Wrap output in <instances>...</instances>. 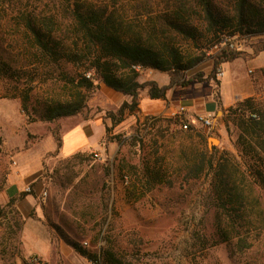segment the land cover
Instances as JSON below:
<instances>
[{
	"label": "rangeland",
	"instance_id": "1",
	"mask_svg": "<svg viewBox=\"0 0 264 264\" xmlns=\"http://www.w3.org/2000/svg\"><path fill=\"white\" fill-rule=\"evenodd\" d=\"M38 2L20 3L32 9L41 7ZM3 14L1 9L0 62L11 67V75L10 71L0 72V264H92L72 248L71 253L61 252L60 242H65L54 228L59 227L84 245L97 249L105 240L94 244L100 225L95 224L92 216L102 224L101 234L112 235L115 246L135 264H264V227L260 236H252V247L242 254H232L226 243L216 240L213 207L208 196L211 173L189 184H181L175 178L172 185H158L139 198L136 194L128 196L133 178H129L127 169L132 165L138 171L143 168L151 156L152 139L159 128L168 126L170 132L181 126L174 122L175 117L160 115L154 126H147L143 130L142 146L130 145L128 139L141 122L128 120L127 115L117 125L107 118L101 140L104 150L80 151L90 153L89 159L71 165L68 156L49 155L56 149L55 143L48 150L53 145L46 138L51 135V129L59 125L61 134L84 117L81 114L60 117L54 122L42 119L41 113L45 111L46 101L66 87V77L76 75L84 67L61 62L59 69L65 74L63 77L52 64H31L23 52L20 54L17 36L11 35L9 15ZM233 39L239 49L231 51H241L244 55L221 64L217 68L224 72L220 78L216 75V79L209 81L194 80L190 85L211 89L214 96L221 81L226 87H249V96L264 105V48L259 50L260 46L264 47V36L244 34ZM218 51L211 50L199 64L201 69L196 67L187 76L196 71L208 75L213 65L212 55ZM147 71L150 70L141 71V81L147 79ZM26 95L27 99L23 100ZM245 97L248 96L238 95L236 101ZM110 99V90L96 85L86 101L90 118L116 109ZM227 108L222 107L214 117L220 131L211 128L212 123L207 127L198 122L192 125L204 130L209 150L214 147L219 152L227 150L241 159L235 144L237 129ZM210 138L217 139L211 149ZM109 142L118 145L115 154ZM16 173L25 175L26 181L21 191L12 196L8 186ZM26 185L31 190L19 197ZM43 191H46L44 199ZM259 193L264 204L263 190L259 189ZM80 213L88 214L84 217Z\"/></svg>",
	"mask_w": 264,
	"mask_h": 264
},
{
	"label": "trees",
	"instance_id": "2",
	"mask_svg": "<svg viewBox=\"0 0 264 264\" xmlns=\"http://www.w3.org/2000/svg\"><path fill=\"white\" fill-rule=\"evenodd\" d=\"M21 1L0 0V10L9 15L7 24L13 28L11 35L17 36L20 54L24 53L31 64H52L63 77L61 62L84 67L66 77V87L46 101L41 113L46 121L79 114L89 119V92L102 83L130 97L102 116L103 121L109 118L112 124H118L138 109L141 91L150 98L164 99L173 86L216 79L221 64L244 55L222 48L212 55L208 75L196 71L187 76L214 44L236 35L264 36V0H38L41 7L32 9L22 6ZM136 65L142 70L165 72L168 83L141 81L142 73ZM10 70L7 63L0 62V72ZM227 110L237 129L235 144L241 159L227 150H209L204 130L192 124L170 132L168 126L160 127L143 168L138 171L132 165L127 169L129 178H133L127 193L139 198L158 185H172L175 178L189 184L211 173L208 196L214 235L232 254H242L252 247V236H260L264 227V204L259 193V189L264 192V105L248 96ZM158 118L146 116L128 138L129 144L142 146L143 130L154 126ZM174 119L180 125L187 121L182 116ZM51 135L56 149L49 155H56L62 145L59 125L51 129ZM90 155L78 151L68 156L67 162L77 164ZM26 194L24 191L19 197ZM80 214L86 217L88 213ZM91 219L100 225L94 244L105 240L97 249L54 228L68 246L92 264H135L115 246L112 235L101 234L102 224L97 218Z\"/></svg>",
	"mask_w": 264,
	"mask_h": 264
},
{
	"label": "crops",
	"instance_id": "3",
	"mask_svg": "<svg viewBox=\"0 0 264 264\" xmlns=\"http://www.w3.org/2000/svg\"><path fill=\"white\" fill-rule=\"evenodd\" d=\"M197 67V69H201L200 65ZM148 70L150 71L145 73L147 79L156 80L159 84L168 83L169 76L167 74L154 69ZM100 87H103L105 90H110L112 96L110 104L115 105L116 107L124 100H130L129 96L116 92L102 83L100 84ZM248 89L249 87H244V89L242 87H226L223 85V81H221L220 87H218V93L214 96L212 95L213 90L211 89H206V87H195L192 84H189L187 86H173L167 92L164 99L150 98L146 91L143 90L139 96L138 109L133 114L128 115V120L133 118V122H142L146 116L169 115L180 112L182 113V115H180L184 119L190 121L191 124H195L194 119L197 116L211 115V128H216L220 131L217 124L215 125L216 120L214 117L222 107L226 108L233 105L236 101V96H249ZM105 130L106 124L103 121L102 115H97L94 118L82 119L80 122H76L73 126L65 128L61 133L62 145L60 147L59 156L67 157L75 152L89 149L98 151L104 150L101 140L105 135ZM46 138L48 143L50 142L51 145L53 143L52 147L48 149L52 150L55 147L54 138L52 135H49ZM108 146L113 150V154L117 152L118 145H115L114 142H109ZM38 155L40 156L41 153H38ZM23 168L24 167L21 169ZM25 181V175L16 173V176L12 177L8 186V191H12L9 193H12V196H15L21 191ZM59 247L61 252H73L71 247L63 242H60Z\"/></svg>",
	"mask_w": 264,
	"mask_h": 264
},
{
	"label": "built area",
	"instance_id": "4",
	"mask_svg": "<svg viewBox=\"0 0 264 264\" xmlns=\"http://www.w3.org/2000/svg\"><path fill=\"white\" fill-rule=\"evenodd\" d=\"M234 37L232 38H225L221 43H218V44H214L210 50L207 52V54H209V52L211 50H220L222 48L226 49V50H234V49H239V45L237 44V42L233 39ZM135 68L139 71H142L141 67L139 65H136ZM224 74L223 70H221L220 68L217 70V73L216 75L220 78L222 75ZM182 113H172V114H169L170 116H173V117H180ZM211 121H212V116L211 115H207V116H197L195 119H194V122H198L200 124H202L203 126H210L211 125ZM188 124H191L190 121H185L181 124V127L182 128H187V125ZM24 190L29 192L31 190V186L30 185H26L24 187ZM46 197V191H43L41 193V198L44 199Z\"/></svg>",
	"mask_w": 264,
	"mask_h": 264
},
{
	"label": "water",
	"instance_id": "5",
	"mask_svg": "<svg viewBox=\"0 0 264 264\" xmlns=\"http://www.w3.org/2000/svg\"><path fill=\"white\" fill-rule=\"evenodd\" d=\"M214 143H217V139L216 138H210V140H209V144H211V145H209L210 149L212 148Z\"/></svg>",
	"mask_w": 264,
	"mask_h": 264
}]
</instances>
